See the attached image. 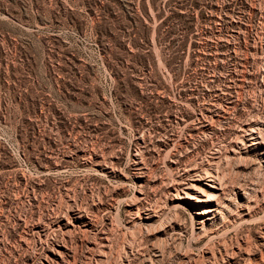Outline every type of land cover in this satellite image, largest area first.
Instances as JSON below:
<instances>
[{"label":"rangeland","instance_id":"obj_1","mask_svg":"<svg viewBox=\"0 0 264 264\" xmlns=\"http://www.w3.org/2000/svg\"><path fill=\"white\" fill-rule=\"evenodd\" d=\"M230 95L225 123L197 129L202 104ZM263 107L264 0H0V264H41L69 208L108 223L104 264H149L153 253L156 264H228L236 240L256 247L264 225V154L227 163L230 182H253L258 208L242 224L212 225L213 236L192 230L195 207L172 208L182 193L163 200L148 187L142 207L156 217L144 228L128 164L145 141L163 176L160 146L172 139L205 159ZM94 158L118 177L95 171ZM80 234L63 235L71 264H93L86 246L97 237Z\"/></svg>","mask_w":264,"mask_h":264},{"label":"bare ground","instance_id":"obj_2","mask_svg":"<svg viewBox=\"0 0 264 264\" xmlns=\"http://www.w3.org/2000/svg\"><path fill=\"white\" fill-rule=\"evenodd\" d=\"M222 100L219 99L215 103L202 104L204 111L201 110V112L198 114V116L195 119L197 123L196 126H198L197 129L203 131L208 130L212 132L213 123L216 122L225 123V120H227V118L225 117L227 113L226 111L230 109L233 110L236 107L237 99L230 95L229 99L225 102L226 105L224 106L222 103H220V101L222 102ZM211 105L218 107L221 110V112L219 110L217 112L216 111L213 112V110H211ZM228 122H229V118H228ZM243 122L237 124L236 129L233 127L234 129L232 130L231 140L229 139L226 141L225 139V142L223 141L224 143L220 147H216V148L211 147V152L209 153V156L205 159L193 160L192 155H190V152L193 151H190L188 153L187 152L183 153L179 151L177 148L180 147L182 143L180 141H176L172 139L170 140L171 141L170 144L169 143H166V145L161 144L160 147L164 148L165 150V156H164L165 162L163 166L164 174H162L163 176L159 175V178L154 177V173L157 170L156 168L157 166L156 167L149 166L144 159V152H146V150L144 151L145 141L144 142L142 141L139 144V148L136 150L134 155L131 156L130 163L128 164L133 166L134 168V177L137 180H140L139 181L140 189L136 190L138 195L137 194L133 195L134 203L138 204L137 210L140 208V206L142 207V204L144 203V199L147 196V192H145V188L148 187L150 189V192L153 193L154 196H157L158 198L162 197L163 200L164 199L171 200L176 194L182 193L183 195L179 196L178 198V199H182L181 203L172 206V208L175 211L180 210V206L182 204L187 205L188 208L190 209H192V207H195L196 209L195 213H198L200 215L197 219L200 226L192 230L197 233L213 236L215 234V231L214 229L211 228V226L214 224L215 225L219 224L220 226H224L225 224L228 225V223L231 222L239 223V224H242L243 222H247V219L252 217V212H251L252 208L257 204L256 203L254 205L251 203V201L254 200V199L252 200L253 193L257 189L255 190V185L253 184V182L252 183L249 182V180L244 181V183H235V184L233 182H230L228 176L225 175L224 171L226 169L225 167L229 164V160L241 159L244 156H247L248 154H251V152L253 153L255 151H260V153L264 154V114L263 116L258 117L256 120H251L249 122H244V123ZM247 142L249 144H247ZM158 153L156 152V156H159L160 153L159 154ZM200 156H198V158ZM153 161H155V159H153ZM99 163H101V161L99 162L97 158H94V160L92 161L91 165L94 166L95 171L103 174L104 176L112 177L114 179L115 177H118L117 171L113 169L114 165L112 168H107V167H102ZM109 163L112 166L113 162H109ZM95 166L99 168L97 169L95 168ZM169 170H172L171 174L168 173L170 174V177H168L169 175L166 174V172ZM156 184H157L156 190L152 189V186ZM173 192H175L174 193L175 195H173ZM255 202H256V198H255ZM151 207L152 206L149 204L143 206L142 208L145 209L144 211H148V213L146 214V216L142 218L141 217L138 218L139 223L141 225H144V228H146L145 226H147L148 223L152 221L154 217H156V215L154 214V210ZM69 209L70 211L67 210L68 212H66V216H64L65 213L63 215L57 216L55 221V224L57 225V229L53 230L56 232V234L54 235L53 233V236L48 239L49 247H48V254L46 256L47 258H45L44 261L41 262V264H71L68 254L69 251L68 249L70 248H67V244L66 241L64 240L65 238L63 235L67 234L68 236L69 234L70 235L73 234L74 238H78V235L81 236L82 234L80 233H84V232H90L94 235L95 238L97 237L96 238L97 241L93 240L95 243L91 241L93 243L88 242V245L86 246L88 250H92L94 252V253L90 252L91 254H89L88 259H90V261L92 260L91 262L93 264L106 263L108 259L107 252L109 253L110 251L109 249H111L109 237L106 232V228H109L108 223L107 222L106 224L104 223L103 227H98L97 226L98 224L96 225L95 220L93 219L95 215L94 214L89 215L90 213L85 212L84 210L85 208L84 209L82 208V210L84 211L78 210V208L77 209L69 208ZM33 229H35L37 232L42 231L40 229L39 224L35 225ZM259 232L260 234L258 233L259 234L258 239L257 241H255V243H257L255 245L256 247H253L254 245L252 246L249 240L238 239L237 237L236 239L238 240H236L233 249L229 251L230 254L229 255L226 254L228 255L227 263L228 264H264V225L262 227V230ZM59 238L60 240H58ZM130 248H129L130 251L129 253L132 254ZM152 255L154 257L153 261L148 260V263L156 264L157 255L155 253H153ZM131 257H136V256L132 255ZM148 258H150V256H148ZM125 262L129 264L128 263L129 261L126 258H125Z\"/></svg>","mask_w":264,"mask_h":264}]
</instances>
